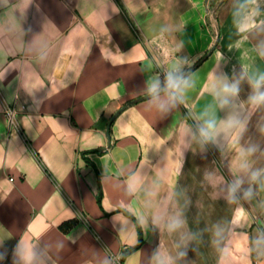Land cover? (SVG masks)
<instances>
[{
	"label": "crops",
	"instance_id": "obj_1",
	"mask_svg": "<svg viewBox=\"0 0 264 264\" xmlns=\"http://www.w3.org/2000/svg\"><path fill=\"white\" fill-rule=\"evenodd\" d=\"M262 52L264 0H0V264H153L180 239L153 217L178 209L194 238L177 264H264V174L252 212L205 179L231 183L241 148L264 169ZM177 64L190 85L162 112L147 85ZM214 77L238 81L224 107ZM206 110L243 126L201 143Z\"/></svg>",
	"mask_w": 264,
	"mask_h": 264
},
{
	"label": "clouds",
	"instance_id": "obj_2",
	"mask_svg": "<svg viewBox=\"0 0 264 264\" xmlns=\"http://www.w3.org/2000/svg\"><path fill=\"white\" fill-rule=\"evenodd\" d=\"M249 23L247 18L238 22L240 31H247L244 25ZM264 55V52L261 53ZM253 88V93L248 97V101L253 106L264 105V73L257 75L250 80ZM190 85L189 79L183 74L181 66L177 64L166 73L163 83L159 78L152 79L147 85V93L149 103L155 105L160 111L166 112L171 107H174L178 101H182L183 91ZM207 91L216 100L219 107H224L230 103V99L235 97L239 92L238 81L229 82L227 77H214ZM161 93L166 95L162 96ZM202 123L199 125V137L201 143L214 141L221 133L228 134L232 130L242 127L243 122L233 114H229L224 120H217L213 116H208L207 110L201 117ZM186 134H191V130H187ZM255 151L254 148H241L238 150V155L233 163V174L235 179L231 183L225 184L224 178L214 172L205 174V179L213 187L222 186L218 195L222 196L229 203L235 202L238 198V193L244 183V175L250 172V179L255 181L264 174V169L251 170L248 156ZM243 195L246 198L253 196V189L249 186L243 190ZM153 223L163 227L168 233H179L180 239L176 241V254L172 255L167 249L158 248L153 254V264H177V261L184 257L188 242L194 238V234L185 230L186 219L181 210H176L166 216L155 215ZM233 225L238 224V221L233 220ZM213 242L216 236H219L222 231V226L217 224L213 228ZM258 248L264 249V235H261L256 240ZM20 256L24 264H33L34 254L28 250H21Z\"/></svg>",
	"mask_w": 264,
	"mask_h": 264
},
{
	"label": "rangeland",
	"instance_id": "obj_3",
	"mask_svg": "<svg viewBox=\"0 0 264 264\" xmlns=\"http://www.w3.org/2000/svg\"><path fill=\"white\" fill-rule=\"evenodd\" d=\"M249 178H250V176L244 175V183L241 187L240 194H241V200H242L243 206L246 209H248L249 212H252L251 209L255 208L257 206V201H258V199H256L255 192H253V196L251 198H246L243 195V190L247 189L249 186H251L253 189V185L256 184V183L249 182L248 181Z\"/></svg>",
	"mask_w": 264,
	"mask_h": 264
},
{
	"label": "built area",
	"instance_id": "obj_4",
	"mask_svg": "<svg viewBox=\"0 0 264 264\" xmlns=\"http://www.w3.org/2000/svg\"><path fill=\"white\" fill-rule=\"evenodd\" d=\"M164 75L166 76V72H164ZM7 120L10 126H16L17 125V116H18V109L15 106H8L5 110ZM113 263L114 264H123L122 256L120 255H113Z\"/></svg>",
	"mask_w": 264,
	"mask_h": 264
},
{
	"label": "trees",
	"instance_id": "obj_5",
	"mask_svg": "<svg viewBox=\"0 0 264 264\" xmlns=\"http://www.w3.org/2000/svg\"><path fill=\"white\" fill-rule=\"evenodd\" d=\"M126 254V253H125Z\"/></svg>",
	"mask_w": 264,
	"mask_h": 264
}]
</instances>
